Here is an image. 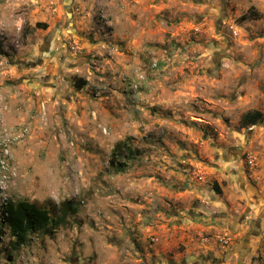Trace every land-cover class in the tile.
Wrapping results in <instances>:
<instances>
[{"label":"rangeland","instance_id":"rangeland-1","mask_svg":"<svg viewBox=\"0 0 264 264\" xmlns=\"http://www.w3.org/2000/svg\"><path fill=\"white\" fill-rule=\"evenodd\" d=\"M126 1L0 0V214L26 200L64 216L15 247L0 215V264H137L115 244L130 234L137 187L126 185L144 172L177 191L216 148L245 161L236 89L264 25L243 26V0H154L164 22L141 39ZM86 138L124 144L100 152L103 189L81 156Z\"/></svg>","mask_w":264,"mask_h":264},{"label":"crops","instance_id":"crops-1","mask_svg":"<svg viewBox=\"0 0 264 264\" xmlns=\"http://www.w3.org/2000/svg\"><path fill=\"white\" fill-rule=\"evenodd\" d=\"M243 1L249 9L259 13L256 19L244 20L243 26L252 22L264 25V0ZM131 2L135 4L129 11H135L140 16V34L137 37L152 38L164 22H158L157 3L154 0ZM122 3L127 1L120 0ZM108 5L113 15L114 5ZM253 35L259 43V48L256 47L258 61L245 66L236 94L246 107L238 122L249 113L257 120L255 124L249 123L241 128L246 139L242 149H238L243 153L246 150L247 156L252 155L254 167L247 165V156L245 161L225 154L222 157L223 152L216 148L210 150L209 163L200 165L199 175L191 176L186 180V186L177 191L172 190L171 185L165 188L154 177H144V172L137 176L135 185H126L127 189L137 187L135 194L126 196L130 209L124 210V216L129 215L127 228L130 227V234H121L124 242L115 243L120 252L127 253L135 263L256 264L255 257L264 253V32H254ZM108 144L86 138L80 151L81 156L84 153V162L87 160L89 179L102 189L109 184L107 179H111L106 175L108 173L100 171L108 165L105 158L100 157V152L114 149L113 144ZM78 160L83 163L81 158L78 157ZM173 175L171 172L166 177ZM126 176L129 177L128 174ZM129 180L133 181L127 178ZM214 186L220 193L215 192ZM94 192L97 194L92 197L93 201L101 199L98 193L105 195L100 189ZM135 221L138 223L135 224ZM111 224L112 221L107 227H112ZM225 236L229 238L226 246L220 240ZM76 249H80V244L77 243ZM191 257L193 259L187 262Z\"/></svg>","mask_w":264,"mask_h":264},{"label":"trees","instance_id":"trees-1","mask_svg":"<svg viewBox=\"0 0 264 264\" xmlns=\"http://www.w3.org/2000/svg\"><path fill=\"white\" fill-rule=\"evenodd\" d=\"M258 15L254 12L253 8H250L241 19H256ZM37 27H42L37 24ZM81 84H84L82 82ZM247 114L243 116L239 122V127H245L249 123L255 124L256 118ZM124 144L117 143L114 146V150H123ZM121 171V170H118ZM216 193H220L218 187L214 186ZM75 212V210H73ZM4 223L7 225L11 237L14 239V246L19 247L26 242L27 237L33 233L48 232L50 228L59 226L64 221V216L52 220L51 214L46 209L39 208L35 204H32L26 200L11 201L8 200L2 207L1 214Z\"/></svg>","mask_w":264,"mask_h":264},{"label":"built area","instance_id":"built-area-1","mask_svg":"<svg viewBox=\"0 0 264 264\" xmlns=\"http://www.w3.org/2000/svg\"><path fill=\"white\" fill-rule=\"evenodd\" d=\"M130 89L131 90H135L137 88V85L135 83V81H130ZM246 163L248 166H250L251 168L254 167V163H255V160L254 158L252 157V155H248L246 157ZM222 244L226 245L228 243V240L229 238L227 236L223 237V239H220ZM261 264H264V259L261 261Z\"/></svg>","mask_w":264,"mask_h":264},{"label":"water","instance_id":"water-1","mask_svg":"<svg viewBox=\"0 0 264 264\" xmlns=\"http://www.w3.org/2000/svg\"><path fill=\"white\" fill-rule=\"evenodd\" d=\"M45 41L47 42V39H46ZM33 86H34V85H33ZM34 87H35V86H34ZM191 259H193V258L191 257L190 259H188V260H186V261L188 262V261H190Z\"/></svg>","mask_w":264,"mask_h":264}]
</instances>
